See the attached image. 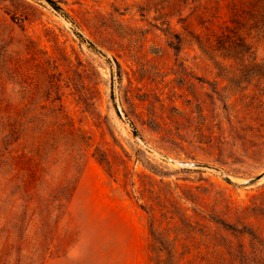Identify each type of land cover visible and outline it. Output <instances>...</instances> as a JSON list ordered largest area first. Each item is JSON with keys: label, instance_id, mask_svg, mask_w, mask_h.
Returning <instances> with one entry per match:
<instances>
[{"label": "rangeland", "instance_id": "374dc122", "mask_svg": "<svg viewBox=\"0 0 264 264\" xmlns=\"http://www.w3.org/2000/svg\"><path fill=\"white\" fill-rule=\"evenodd\" d=\"M0 0V264H264V0Z\"/></svg>", "mask_w": 264, "mask_h": 264}, {"label": "trees", "instance_id": "16d2710c", "mask_svg": "<svg viewBox=\"0 0 264 264\" xmlns=\"http://www.w3.org/2000/svg\"><path fill=\"white\" fill-rule=\"evenodd\" d=\"M47 1L51 4V6H52L54 9H56L57 11L62 12L63 14H65V13L63 12V9L57 4V2H55V1H53V0H47ZM64 16H67V15L65 14Z\"/></svg>", "mask_w": 264, "mask_h": 264}]
</instances>
